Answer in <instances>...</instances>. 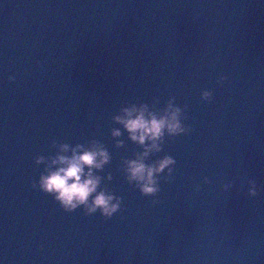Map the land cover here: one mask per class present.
I'll return each mask as SVG.
<instances>
[{"label": "water", "instance_id": "1", "mask_svg": "<svg viewBox=\"0 0 264 264\" xmlns=\"http://www.w3.org/2000/svg\"><path fill=\"white\" fill-rule=\"evenodd\" d=\"M169 101L188 131L144 158L174 160L145 195L124 170L143 147L113 117ZM64 144L107 150L110 218L32 187ZM0 261L264 264V3L0 0Z\"/></svg>", "mask_w": 264, "mask_h": 264}, {"label": "clouds", "instance_id": "2", "mask_svg": "<svg viewBox=\"0 0 264 264\" xmlns=\"http://www.w3.org/2000/svg\"><path fill=\"white\" fill-rule=\"evenodd\" d=\"M261 2L264 3V0ZM7 79L9 82H13L16 76L12 74ZM224 79V76L219 77L221 82ZM210 96V91L202 92V99L208 100ZM121 112L122 115L114 116L113 119L123 126L131 141L143 147L142 153L135 159L124 161V170L128 180L135 181L143 194L152 195L159 190L156 176L166 167L174 164V160L165 156L153 166L146 165L143 162L144 158L153 150L159 151V142L162 141L165 133L175 136L188 131L181 123V109L174 107L169 101L160 113L149 111L146 105L123 108ZM112 135L119 136V129H114ZM120 143L122 142L118 141L117 146ZM69 151L70 155L57 154L55 158H52L50 166L45 169L47 174H41L39 180L33 183L32 187L35 189L38 186L40 191L51 195L65 212H72L78 206L83 205L87 213L99 209L101 215L110 218L113 213L118 211L120 198L114 197L104 190L97 191L100 177L93 172V169L100 170L109 162L110 157L107 150L98 144H93L89 148L77 144L71 149L67 144L60 146V153ZM43 160L44 157L38 156L36 163L39 164ZM51 166L57 167L52 170ZM171 171L172 169L169 168V173ZM108 179H111V176ZM204 182H208L207 177L204 178ZM229 186L224 185L225 188ZM249 194H256L254 185L249 189ZM89 197H91V201H89ZM0 264H3V261H0Z\"/></svg>", "mask_w": 264, "mask_h": 264}]
</instances>
